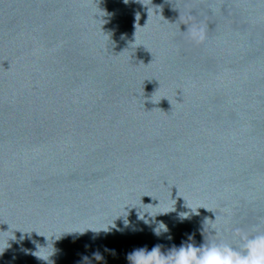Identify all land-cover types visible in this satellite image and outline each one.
Wrapping results in <instances>:
<instances>
[{
    "label": "water",
    "instance_id": "95a60500",
    "mask_svg": "<svg viewBox=\"0 0 264 264\" xmlns=\"http://www.w3.org/2000/svg\"><path fill=\"white\" fill-rule=\"evenodd\" d=\"M140 2L0 0V264L264 230V0Z\"/></svg>",
    "mask_w": 264,
    "mask_h": 264
},
{
    "label": "clouds",
    "instance_id": "9594fccd",
    "mask_svg": "<svg viewBox=\"0 0 264 264\" xmlns=\"http://www.w3.org/2000/svg\"><path fill=\"white\" fill-rule=\"evenodd\" d=\"M128 2L129 0H124V3L127 4ZM138 2H140V0H138ZM181 25L185 26L182 32L186 33V39L190 43L199 45L202 44L206 39L204 26L196 22L193 18H190L189 22L187 23L182 22ZM158 204L159 201L155 206H157ZM126 207L127 205L125 206V208ZM199 208L203 207H198L197 209ZM197 209L195 210V212L190 209L191 213L198 215ZM205 210L210 211L207 209ZM145 213L147 214V217L145 216ZM166 213L168 212L151 215L149 212L144 211L143 217L138 218L137 214V218L143 220L146 224H148L150 223V220L148 218H154L157 215ZM188 215L189 213L181 217L186 219L188 218ZM215 220L216 217L214 219H208L207 217L205 218L202 226L203 243H201L199 246H196L190 242L182 243L179 247L174 246L167 252H161L160 245L153 246L151 250H147L146 248H139L134 249L131 253L127 254L126 259L129 261V264H264V230H261L258 226H253L248 231L237 228L233 230V240L230 241L224 239L221 236V233L216 226ZM208 221H211L212 223L207 228L208 238L205 239L204 234L206 229L204 225L205 222ZM86 230L93 231L92 229L88 228L82 232L72 231L70 233L62 234L82 235ZM99 231L93 232L98 233ZM162 231H167L166 226L162 222H157V226L154 229V234L159 235ZM21 239H23V237H21ZM188 239L189 241H191L192 237L189 236ZM85 247L87 248L88 246L85 245ZM104 251L111 252L113 255L115 254L114 250H109L107 248H105ZM92 258L96 261L104 260V257L99 251H94L92 253ZM81 259L85 262V264H88L89 258L87 256H82Z\"/></svg>",
    "mask_w": 264,
    "mask_h": 264
}]
</instances>
